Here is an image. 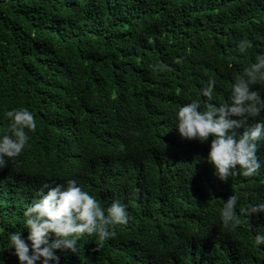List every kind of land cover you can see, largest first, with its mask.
I'll return each mask as SVG.
<instances>
[{
	"label": "trees",
	"instance_id": "obj_1",
	"mask_svg": "<svg viewBox=\"0 0 264 264\" xmlns=\"http://www.w3.org/2000/svg\"><path fill=\"white\" fill-rule=\"evenodd\" d=\"M261 52L264 0H0V134H11L7 110L37 121L0 169V261L19 264L8 234L27 236L23 212L41 184L76 179L129 220L104 241L82 236L77 253L57 250L58 264H264L253 244L264 212L248 215L264 202V166L220 180L208 143L182 139L174 121L191 99L203 105L209 78L225 102ZM253 87L264 96V82ZM232 194L241 223L229 231L219 213Z\"/></svg>",
	"mask_w": 264,
	"mask_h": 264
},
{
	"label": "clouds",
	"instance_id": "obj_2",
	"mask_svg": "<svg viewBox=\"0 0 264 264\" xmlns=\"http://www.w3.org/2000/svg\"><path fill=\"white\" fill-rule=\"evenodd\" d=\"M251 46V41L242 38L236 52L247 55ZM262 82L264 52L256 54L254 62L234 78L225 102H214L216 81L209 78L199 89L203 105L199 98H193L174 113L175 128L182 139L208 143L207 161L220 180L235 175L253 177L264 166L257 157L264 142V96L260 88L253 87ZM3 115L11 134H0V169L30 146L29 134L37 130L34 114L26 107L7 110ZM249 119L254 122L249 124ZM238 199L232 194L220 209V220L229 231L241 223L237 218ZM257 212H264V202L248 207V215ZM23 216L27 236L22 237L21 231L8 234V246L19 264H58L57 250L77 253L82 236L95 234L104 241L115 234L111 230L115 225H125L129 220L126 206L119 200L104 208L76 179L42 183ZM253 244L264 246V228L255 230Z\"/></svg>",
	"mask_w": 264,
	"mask_h": 264
}]
</instances>
